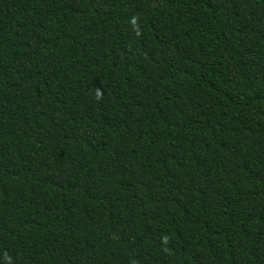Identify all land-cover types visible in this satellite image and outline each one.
<instances>
[{
  "label": "trees",
  "instance_id": "obj_1",
  "mask_svg": "<svg viewBox=\"0 0 264 264\" xmlns=\"http://www.w3.org/2000/svg\"><path fill=\"white\" fill-rule=\"evenodd\" d=\"M0 264H264V0H0Z\"/></svg>",
  "mask_w": 264,
  "mask_h": 264
}]
</instances>
